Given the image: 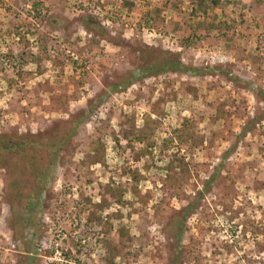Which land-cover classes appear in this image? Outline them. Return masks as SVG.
I'll use <instances>...</instances> for the list:
<instances>
[{
	"label": "rangeland",
	"instance_id": "obj_1",
	"mask_svg": "<svg viewBox=\"0 0 264 264\" xmlns=\"http://www.w3.org/2000/svg\"><path fill=\"white\" fill-rule=\"evenodd\" d=\"M133 2L128 8L120 0H0V132L44 131L103 94L60 154L33 212L24 202L11 207L0 167V264H169L173 217L191 203L180 236L182 264H264V27L251 0H223L197 16L189 0H171L159 17L161 0ZM216 19L225 25L193 37L197 21ZM162 51L206 73H154L110 90L115 74L138 76L140 54ZM165 82L183 93L154 107L159 126L149 136L160 146L187 118L195 125L192 139L181 145L172 139L161 152L143 143L126 147L120 136L126 116L141 130ZM94 134L103 163L95 161L97 152L83 162ZM170 152L185 174L176 191L160 179ZM13 171L26 179L20 168ZM100 184L116 191L87 217L79 208L107 196ZM109 226L124 228L133 257L102 249L97 236ZM71 239L85 246L77 250Z\"/></svg>",
	"mask_w": 264,
	"mask_h": 264
},
{
	"label": "trees",
	"instance_id": "obj_2",
	"mask_svg": "<svg viewBox=\"0 0 264 264\" xmlns=\"http://www.w3.org/2000/svg\"><path fill=\"white\" fill-rule=\"evenodd\" d=\"M161 1L162 2L158 5V7L155 8L157 17H159L164 4L168 5L171 2V0ZM120 2L128 8L133 7L134 4L133 0H120ZM225 2H228V0H225ZM189 4L191 6V15L197 16L198 13L207 14L215 8H221L223 6V0H189ZM35 6L36 3L34 2L33 7L34 9H37ZM249 6L253 13L257 16L260 25L264 27V0H251ZM89 22L94 25V22H92L91 19H89ZM203 23V21L196 22V29L192 33L195 39L201 37L199 36V33H202V31L206 33L212 31L213 29L220 28L221 24L225 25V23L220 19L211 21L209 24ZM85 26L87 29H91V26H88L87 24ZM97 27L100 26L97 24ZM226 37L227 41L231 40L230 37ZM259 42L260 45H264L263 33L261 34ZM21 57H23V55H21ZM138 57V76H136L133 71H127L123 74H115V79L109 83L110 90H123L131 85L137 77H145L154 73L171 72L192 75H201L206 73L205 68L186 65L176 56V54H171L167 51H162L159 54L147 52L145 54H140ZM32 59L34 60L35 57ZM11 85L12 81L9 80L8 88H11ZM164 89L165 92L162 90L154 104L151 106L150 112L143 114L144 124L141 130L135 127V124L132 121V116H126L127 124L126 126H122L120 130V136L125 141L126 147L134 145V143H143L146 147L157 146L158 150L161 152V150L163 151L171 147L172 139L178 141L179 145L187 143V140L192 139L194 135L192 130L195 125L187 118H184L182 121L184 127L174 129L172 131L173 138H164L160 146L156 144L154 137L149 136L150 134L152 135L154 129L159 126L156 122L157 120L151 117V112H157L154 107L159 103L161 104L168 100H174L180 93H183L182 87L177 90H173V86H168L166 82L164 83ZM102 98V93L95 94L93 98L87 102V106L70 114L64 121L61 120L59 122L57 121L52 123L44 131L25 134L18 133L16 130L0 132V167L6 170L3 176L4 189L7 193L9 192L10 196H12L10 205L13 209L16 207L14 203L19 204L20 202H24L23 205L27 207L26 209L33 212V210L42 204L43 195L48 189V183L49 180L52 179L51 177L54 173V168L60 161V154L65 153L68 148L71 147L82 124L86 119H88L93 107H96V105H99V103L102 102ZM109 116L110 115H108V117ZM95 129H97V133L102 130V128L98 125H95ZM92 137L93 141L88 144H84L86 146V153L83 162L87 161V156L95 155L97 152L95 161L103 163V147L97 146L99 142H96V139H98L96 134L92 135ZM113 138L115 143H118L119 140L115 136H113ZM126 159L127 157H125V160ZM177 165V152H170L165 164V175L163 178H160L162 187L168 191L179 190L185 184V174L181 169L178 170ZM14 168H20L21 172L23 170L26 179L14 177ZM100 187L102 188L101 193H105L107 195L105 196L106 198L101 201L103 204H90L85 202V205H82V207L79 208L81 213L85 214L87 217L92 216L99 210L101 211L104 203L109 202L116 191L112 184H100ZM80 194L82 195V191H80ZM193 206V203L188 204V206H185L184 209L182 208L180 211L176 212L173 217L175 220V229L173 231L175 233L170 234H172L171 237L175 240L174 246H176V248L174 247V252L170 255L169 264H182L180 259V236L182 235L185 219L190 213H192ZM95 208L97 209L94 210ZM96 219L97 217L95 216L94 221ZM97 223H100V221H97ZM112 226L101 229L102 231L100 236H97L102 249H105L108 255H111L112 257L119 256L123 260L129 259L131 256L133 257L134 254H131V252L126 249L127 243L129 244V239L128 242L127 240H124V238H126V233L123 230L124 228L120 227L117 229L118 231L115 232ZM114 241H118L117 245L114 244ZM71 243L75 245L77 250L85 246L84 244H81V242L74 241L73 239H71ZM64 255L67 256V258L71 257L69 252L68 254L64 253ZM192 256H194V254Z\"/></svg>",
	"mask_w": 264,
	"mask_h": 264
}]
</instances>
